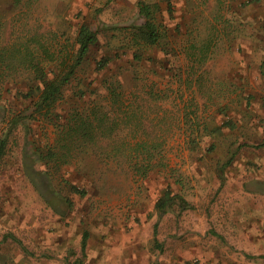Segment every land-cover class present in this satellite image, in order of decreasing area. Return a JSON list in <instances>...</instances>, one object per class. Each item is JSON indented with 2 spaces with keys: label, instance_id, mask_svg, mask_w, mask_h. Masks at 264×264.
<instances>
[{
  "label": "rangeland",
  "instance_id": "obj_1",
  "mask_svg": "<svg viewBox=\"0 0 264 264\" xmlns=\"http://www.w3.org/2000/svg\"><path fill=\"white\" fill-rule=\"evenodd\" d=\"M170 1L169 11V0H0V48L66 50L82 24L97 33L54 112L63 120L96 105L121 124L69 163L46 162L40 153L60 129L25 95L35 75L0 76V135H9L0 264H111L113 253L131 264H200L225 247L212 231H223L226 174L264 176V0ZM146 3H156L157 44L133 38ZM252 181L264 191V179ZM167 189L191 207L158 221Z\"/></svg>",
  "mask_w": 264,
  "mask_h": 264
},
{
  "label": "trees",
  "instance_id": "obj_2",
  "mask_svg": "<svg viewBox=\"0 0 264 264\" xmlns=\"http://www.w3.org/2000/svg\"><path fill=\"white\" fill-rule=\"evenodd\" d=\"M19 2V0H15ZM153 4H143L140 6V13L145 21L136 25L132 31L136 41H144L147 44H157L161 37L159 28L155 21V10ZM169 11L172 3L168 2ZM97 33L90 26L82 24L78 30L75 41L64 49L51 50L43 43H24L23 45H5L0 48V76L5 77L21 70L35 75L33 83H29V91L25 94L33 98L34 113L42 115L45 119L56 123L60 131L53 145L49 146V152L40 153L46 162L69 163L75 156L87 151L98 142L101 137L112 136L121 124L118 119L110 118L108 114L101 115L96 108L72 109L68 116L60 119L57 117L55 105L62 96L65 87L75 78L78 68L85 61L91 46L96 43ZM109 59L100 62L101 67H106ZM117 87L110 85L109 94L118 95ZM9 142L8 132L0 135V162L6 154ZM138 149L148 150V144L140 142ZM62 164H58L61 167ZM151 166V165H149ZM145 169V168H144ZM69 183V182H68ZM71 184L74 192L84 194L79 191L76 184ZM175 205H179L181 210L191 207L190 203L180 194L170 189L163 191L155 204L158 221L168 213ZM159 223L154 226V241L160 249L162 243L158 239ZM218 236L219 233H215ZM89 233L84 232L82 239V250H86Z\"/></svg>",
  "mask_w": 264,
  "mask_h": 264
},
{
  "label": "crops",
  "instance_id": "obj_3",
  "mask_svg": "<svg viewBox=\"0 0 264 264\" xmlns=\"http://www.w3.org/2000/svg\"><path fill=\"white\" fill-rule=\"evenodd\" d=\"M225 177L221 205L223 231H212L221 235L217 236L225 247L203 252L200 264H264V191L252 181L264 176L248 170ZM228 247L235 250L227 251ZM107 260L111 264H131L125 256L116 258L115 253Z\"/></svg>",
  "mask_w": 264,
  "mask_h": 264
}]
</instances>
